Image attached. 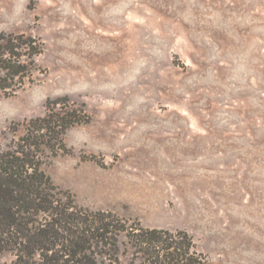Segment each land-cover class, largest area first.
<instances>
[{
	"label": "rangeland",
	"instance_id": "374dc122",
	"mask_svg": "<svg viewBox=\"0 0 264 264\" xmlns=\"http://www.w3.org/2000/svg\"><path fill=\"white\" fill-rule=\"evenodd\" d=\"M0 31L44 42L0 88V148L68 95L90 119L44 166L59 188L188 231L207 264H264V0H0Z\"/></svg>",
	"mask_w": 264,
	"mask_h": 264
},
{
	"label": "trees",
	"instance_id": "16d2710c",
	"mask_svg": "<svg viewBox=\"0 0 264 264\" xmlns=\"http://www.w3.org/2000/svg\"><path fill=\"white\" fill-rule=\"evenodd\" d=\"M43 51L33 34L0 31V88L31 81ZM46 108L13 123L0 148V264H207L188 231L129 223L59 188L44 166L71 152L67 132L90 115L68 95L49 98Z\"/></svg>",
	"mask_w": 264,
	"mask_h": 264
}]
</instances>
